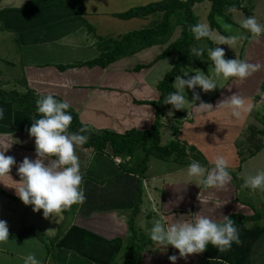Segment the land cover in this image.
<instances>
[{
    "label": "crops",
    "instance_id": "0c3cea01",
    "mask_svg": "<svg viewBox=\"0 0 264 264\" xmlns=\"http://www.w3.org/2000/svg\"><path fill=\"white\" fill-rule=\"evenodd\" d=\"M28 1L31 3L22 8ZM127 1L86 0L81 8L77 4L58 0H0V88L24 92L25 81L39 95L53 94L56 100L66 101L81 122L93 130L107 129L119 133L130 129L149 130L155 122V109L147 101L159 99L157 85L173 67L178 54L173 51L166 57H158L179 38L180 25L173 28L165 43L146 47L106 67H59L98 57L101 52L98 46L100 37L116 38L128 31L154 27L162 20L163 13L160 11L144 18L116 17L115 13L133 6L160 0H136L133 4ZM197 5L200 9H207L206 3L203 6L197 3L193 6L195 15ZM231 10L227 9L225 13L230 16ZM233 21L226 22L237 25ZM125 24L127 28L123 30ZM208 25L212 35L218 31L211 28L209 22ZM225 33H221V37H230ZM245 33L244 29L233 44L238 48L235 53L237 60L253 65L259 63L261 67L242 81L235 77L224 81L220 77L221 84L213 91L204 92L198 86L194 90L185 87L182 94L186 108L166 110L161 127V144L178 139L194 146L211 167L210 161L223 156L228 164L229 182L223 188L205 187L200 183L202 177L189 176L187 166L193 160L192 156L187 158L190 162H177L174 156L170 158L173 161L158 159L167 163L170 166L168 169L153 163L152 157L141 180L140 211L135 217V224L144 236L149 237L146 230L149 232L156 220L163 228L173 223L191 222L197 216H206L221 223L224 217L231 214H253L249 204L261 210L262 217L235 226L240 243L232 242L227 251L218 252L208 244L204 252L188 254L185 258L180 257L178 250L171 245L153 243L143 252L141 264H172L169 260L172 255L177 257L175 264H264V204L258 197L250 201V193L256 190L243 188L242 183L235 185L231 176L239 174L243 180L252 176L244 175L246 163L264 151L262 143L259 151L248 156L252 141L245 139L250 127L260 130L259 121L264 124V111L260 112L264 110V101L259 98L264 82V34L253 37L251 34L247 36V33L245 36ZM6 41L14 44L16 52H6L9 46ZM201 41L196 42L199 49H204L199 58L203 66L209 67L208 71L191 63L183 73L187 72L190 77L199 71L216 82L219 78L214 71L211 72L214 65L207 59V49L211 47L209 44L208 47L201 46ZM212 42L214 47H229ZM230 55L231 52L224 50L225 59ZM141 65L144 67L135 70ZM10 68L18 69V75L10 73L13 72ZM181 78L187 77L181 75ZM193 91L199 95V100L195 102L191 101ZM233 93L244 101L245 106H253L248 112L241 111L239 118L232 115L230 108L217 106L218 102ZM201 101L212 108L207 111L197 109L195 104L199 105ZM0 109H3L0 116V150L10 144L3 151L16 162L10 167L9 174L0 176V219L7 222L9 231L8 239L0 242V264H23L24 257L29 253L39 264L121 263L122 250L129 235L128 218L139 196V176L120 174L121 164L114 163L110 147L96 155L92 148L84 144L74 145L80 174L87 176L79 185L84 200L62 211L57 219L51 214L45 218L42 209L33 212L31 205H24L15 195L14 188L5 186L17 185L20 177L16 168L23 158H36L34 138L28 135L27 128L33 119L38 118V114L29 109L12 110L9 103L3 102H0ZM169 111H172V116L167 115ZM244 152L246 156L241 161ZM202 167L205 175L211 168ZM256 225L260 227L253 228ZM21 232L20 236L12 237ZM57 235L56 251L48 254L43 239Z\"/></svg>",
    "mask_w": 264,
    "mask_h": 264
},
{
    "label": "clouds",
    "instance_id": "9594fccd",
    "mask_svg": "<svg viewBox=\"0 0 264 264\" xmlns=\"http://www.w3.org/2000/svg\"><path fill=\"white\" fill-rule=\"evenodd\" d=\"M240 27L245 29L253 37H259L264 32V26L257 23L254 16H249L240 21ZM189 31L197 41L201 38L213 40L212 33L206 24L195 23L189 26ZM235 36L227 38H216L214 42L226 44L232 48ZM191 51L199 57L204 49L193 48ZM207 59L214 65V74L217 78L227 80L235 77L239 80L252 75L261 65H253L244 60L225 59L224 49L214 47L207 49ZM188 76L185 72L175 77L174 92H169L164 98L163 104H170L173 109H185V87L194 90L199 87L201 91L208 92L217 87L216 82L205 77L201 72H194ZM158 77L157 79H161ZM199 100V95L193 91L192 100ZM217 106L228 107L234 117L239 118L241 111L248 112L252 105L245 106L244 101L234 93L224 100L218 102ZM69 104L63 100H56L53 94H41L35 100V111L38 118L32 120L27 128L28 135L34 138V151L36 158H23L18 163L16 172L20 177L17 185H4L14 188L15 195L24 205H31L32 211H42V215L48 218H58L62 211H66L73 204L81 203L84 200L83 191L79 188L81 183L80 165L78 157L74 153V145L80 146L87 141V126H81L75 133H68L67 129L72 121L71 114L67 111ZM195 107L201 111H207L212 106L201 101ZM3 109H0V116ZM167 115L172 116V111ZM10 144L4 148L6 150ZM0 150V176L9 174L10 167L16 163L12 156H7ZM48 161L47 163L45 161ZM119 163V160H114ZM212 167L205 175L204 168L197 162L191 161L187 166V174L191 177H202L200 183L205 187L223 188L230 180L227 171L228 164L223 156H217L210 161ZM249 190L264 191V172H257L255 175L245 177L241 185ZM199 199V196H198ZM203 203V201H201ZM9 237L7 222L0 219V242L6 241ZM149 238L152 242L171 245L178 250L180 257H187L188 254L202 253L206 246L211 244L218 252L227 251L232 242L240 243L237 228L232 219L224 217L223 222L218 223L206 216H197L191 222L173 223L163 228L159 220H156L149 231ZM176 256H169L172 264H175ZM23 264H39L37 259L29 253L24 257Z\"/></svg>",
    "mask_w": 264,
    "mask_h": 264
},
{
    "label": "trees",
    "instance_id": "16d2710c",
    "mask_svg": "<svg viewBox=\"0 0 264 264\" xmlns=\"http://www.w3.org/2000/svg\"><path fill=\"white\" fill-rule=\"evenodd\" d=\"M61 3H74L83 8L86 0H58ZM204 0H160L157 2H151L145 5L133 6L123 12L115 13L116 17L121 19H130L134 17L144 18L148 15L160 11L163 13L162 20L151 28L136 29L128 31L116 38H99V48L101 50L98 57L66 66H59L60 69H66L77 65L106 67L110 63L136 53L146 47H150L154 44L165 43L176 25L181 26V34L179 38L170 43L165 51L159 55L158 59L166 57L173 51H176L178 58L173 67L168 70L162 80L159 81L157 88L160 91V97L158 100L147 101L155 109V122L149 130H136L130 129L123 133L115 132L112 130H93L86 127V132L81 134L87 135V141L84 143L85 147L92 148L96 155L102 154L110 147L112 156H120L123 159L128 158L125 162L121 163V173H133L139 176L138 192L136 204L132 209V213L128 218L129 235L126 238L123 250H122V262L118 264H141L143 259V252L149 244H153L149 237L144 236L139 228L135 224V217L140 211L141 203V180L145 175L148 168V162L150 158L167 161L174 156V160L177 162L184 161L189 155L188 150L194 152L192 161H197L202 166L211 167L204 159L203 154L194 146H189L186 143L181 142L178 139H171L166 144H161V127L162 118L165 111L173 109L170 104H163V98L169 93L176 91L173 87L175 77L183 75L184 70L191 64L196 63L199 67L203 68V64L199 57H197L191 49L197 48V40L193 38L192 33L189 31V26L195 23H200L197 15L193 11V6L196 3H200ZM210 2V8L208 13V21L210 27L217 29L222 34H226L223 28L217 23V17H223L228 22H232L230 16L225 11L227 9L243 10L246 18L253 15L254 0H208ZM31 1H28L22 8L27 7ZM206 40L211 48H214L212 40L208 38H201ZM227 59H232L227 56ZM144 65L138 66L135 70H139ZM26 91L19 92L16 89L6 90L0 88V102L9 103L12 110L29 109L35 114V100L39 94L33 89L29 88L26 82H23ZM261 89L264 91V82L261 84ZM67 111L72 116V121L67 129L68 133H75L81 126H86L79 119L78 114L69 107ZM180 113V112H178ZM181 114V113H180ZM248 140L252 141L256 133L264 134L263 130H258L254 127L249 128ZM254 149L249 152L248 156L254 155L256 151H259L263 144L257 145V142L252 141ZM251 143V144H252ZM240 146V144H239ZM238 147V144H237ZM242 156V155H241ZM245 158L241 157V161ZM131 160V161H130ZM240 169V167H239ZM233 183H243V179L239 174H232ZM87 176L81 174V180ZM102 183V182H101ZM235 184V185H236ZM240 200V199H239ZM242 201V200H240ZM249 203V202H248ZM253 214L240 215L231 214L228 217L233 220L234 225H244L248 220H258L262 217L261 210H258L253 205L249 204ZM260 225H256L253 228H258ZM22 234H16L13 236H20ZM40 237V234H38ZM59 236L57 235L51 239L45 240L48 254H53L56 251L55 243ZM120 261V260H119Z\"/></svg>",
    "mask_w": 264,
    "mask_h": 264
},
{
    "label": "rangeland",
    "instance_id": "374dc122",
    "mask_svg": "<svg viewBox=\"0 0 264 264\" xmlns=\"http://www.w3.org/2000/svg\"><path fill=\"white\" fill-rule=\"evenodd\" d=\"M149 1H152V0H149ZM245 2H246V0L244 1V3L243 4H245ZM126 3H128V4H133V3H136V0H128ZM204 3H206V7H207V9L206 10H203V9H200L199 8V5H197V7H196V9H195V11H196V14L198 15V17H199V22L200 23H202V24H206V25H208V22L209 21H207V18H206V13L207 12H209L208 10V8H209V3H208V0H204V1H202V3L200 2V4L203 6V4ZM197 4V3H196ZM124 5H125V3H124ZM136 5H138V4H136ZM231 15H232V17H230L231 18V20H232V18L233 19H235L234 21H236L237 22V25L236 24H234V23H228V22H226V19H224L223 17H217L216 18V21H217V23L223 28V30L225 31V32H227L228 33V35H230V36H235L236 37V39H238V36H240V34L242 33V31L244 30L243 28H241L239 25H240V21H242L243 19H245L246 18V16H245V14H244V12H243V10H237V9H232L231 10ZM253 12H254V17H255V19H256V21H257V23H259L260 25H262V26H264V0H254V7H253ZM230 15V16H231ZM233 21V20H232ZM233 21V22H234ZM239 24V25H238ZM209 26V25H208ZM127 28V25L125 24V28L123 29V30H125ZM246 33H247V36L250 34V33H248L247 31H246ZM246 33H245V36H246ZM261 34H264V32H262ZM221 33L220 32H218V31H215L214 32V34L212 35L213 36V41L216 39V38H220L221 37ZM235 39V40H236ZM200 41V40H199ZM202 43H200L201 44V46H206V47H208V42L205 40V41H201ZM234 43H236V41H234L233 42V44ZM5 44H7V45H9L8 47H7V49H6V52H16V48H15V46H14V44H12V43H10V41H6V43ZM232 44V48H230V47H224V50L226 51V52H231V57L232 58H236V59H238V56L235 54V53H237L238 52V48L237 47H235L234 45ZM214 45V44H213ZM220 45V44H219ZM11 46V47H10ZM198 47V46H197ZM199 48V47H198ZM4 52H5V49L3 50ZM12 61H14V58L12 59ZM205 67V68H204ZM203 68L206 70V71H208V69H209V67L208 66H206V65H204L203 66ZM202 68V69H203ZM10 70L11 71H13V72H10V73H12L13 75H18V73H19V70L17 69V71H16V69L14 68V69H11L10 68ZM212 71H214V69L212 68L211 69V72ZM223 79V78H222ZM224 81H225V79H224ZM224 83V82H223ZM216 84H217V87L216 88H214V89H212V90H210V91H213V90H215V89H217V88H219V85L221 84V80H220V78L219 79H217L216 80ZM9 89V88H8ZM11 89V88H10ZM259 98H260V100L261 101H264V91H262V89H261V93L259 94ZM262 111H264L263 109L260 111V112H262ZM262 119V118H261ZM259 125L261 126V129L260 130H263L264 129V124L261 122V121H259ZM250 132V131H249ZM249 132H248V135L245 137V139L246 138H248L249 137ZM256 138V139H255ZM253 139H254V141L255 142H257V145H261L262 143H264V134H261V133H256L255 134V136L253 137ZM253 139H252V141H253ZM241 142H244V141H241ZM249 147H251V149L249 150V152L250 151H252L253 149H254V144L252 143L251 145H249ZM240 149L242 150V151H244L243 150V147H241L240 146ZM188 157H190V156H193V154H194V152H192V151H190V150H188ZM249 152H248V154L247 155H249ZM246 156V153L244 152L243 154H242V157L243 156ZM187 157V158H188ZM203 157V156H202ZM185 159V160H187V162H190V160H188V159ZM125 160H128V158H126ZM131 161V160H130ZM153 163H155V164H159V165H161L162 167H164V168H170V166L167 164V163H165L164 161H160V160H158V159H156V158H154L153 157ZM170 161H173V159H170ZM167 164V165H166ZM238 170H240L239 168H238ZM257 172H264V151L261 153V154H259L258 156H256L252 161H249L248 163H246V167H245V172H244V175L246 174H248V175H255ZM235 173H237V172H235ZM247 175V176H248ZM236 184V183H235ZM241 185V182H239V186ZM259 198V200L260 201H262V203L264 204V191H261V190H256V191H254V192H251L250 193V198H249V200L251 201V200H254V199H256V198ZM264 212V211H263ZM146 234H148L149 235V232H147V230H146Z\"/></svg>",
    "mask_w": 264,
    "mask_h": 264
},
{
    "label": "built area",
    "instance_id": "2783aa9c",
    "mask_svg": "<svg viewBox=\"0 0 264 264\" xmlns=\"http://www.w3.org/2000/svg\"><path fill=\"white\" fill-rule=\"evenodd\" d=\"M113 158H114V160H116V159L119 160V163H118V164H121V163L125 162V159H123V158L120 157V156H114Z\"/></svg>",
    "mask_w": 264,
    "mask_h": 264
}]
</instances>
